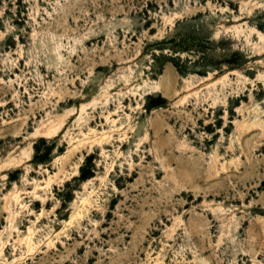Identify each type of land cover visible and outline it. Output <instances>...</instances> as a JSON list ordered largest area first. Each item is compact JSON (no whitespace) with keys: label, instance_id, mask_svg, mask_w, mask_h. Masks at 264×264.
<instances>
[{"label":"rangeland","instance_id":"rangeland-1","mask_svg":"<svg viewBox=\"0 0 264 264\" xmlns=\"http://www.w3.org/2000/svg\"><path fill=\"white\" fill-rule=\"evenodd\" d=\"M0 264H264V0H0Z\"/></svg>","mask_w":264,"mask_h":264}]
</instances>
